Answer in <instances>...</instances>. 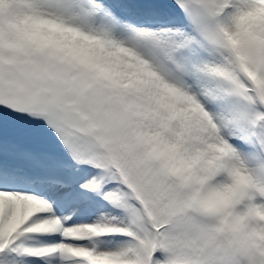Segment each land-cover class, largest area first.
Here are the masks:
<instances>
[{"label": "snow or ice", "instance_id": "snow-or-ice-1", "mask_svg": "<svg viewBox=\"0 0 264 264\" xmlns=\"http://www.w3.org/2000/svg\"><path fill=\"white\" fill-rule=\"evenodd\" d=\"M0 264H264V0H0Z\"/></svg>", "mask_w": 264, "mask_h": 264}]
</instances>
